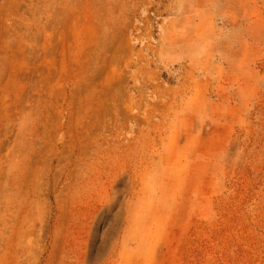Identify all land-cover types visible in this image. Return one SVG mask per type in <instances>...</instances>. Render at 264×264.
Returning <instances> with one entry per match:
<instances>
[{"label":"rangeland","instance_id":"obj_1","mask_svg":"<svg viewBox=\"0 0 264 264\" xmlns=\"http://www.w3.org/2000/svg\"><path fill=\"white\" fill-rule=\"evenodd\" d=\"M0 264H264V0H0Z\"/></svg>","mask_w":264,"mask_h":264}]
</instances>
